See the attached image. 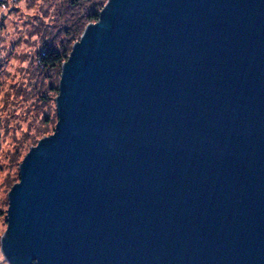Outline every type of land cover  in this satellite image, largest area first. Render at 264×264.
Segmentation results:
<instances>
[{"label": "water", "instance_id": "obj_1", "mask_svg": "<svg viewBox=\"0 0 264 264\" xmlns=\"http://www.w3.org/2000/svg\"><path fill=\"white\" fill-rule=\"evenodd\" d=\"M55 110L6 264H264V0H106Z\"/></svg>", "mask_w": 264, "mask_h": 264}, {"label": "rangeland", "instance_id": "obj_2", "mask_svg": "<svg viewBox=\"0 0 264 264\" xmlns=\"http://www.w3.org/2000/svg\"><path fill=\"white\" fill-rule=\"evenodd\" d=\"M61 1L0 0V208L4 211L7 192L18 181L17 164L32 145L53 132L57 120L54 92L61 67L40 69L35 54L44 50L40 44L47 25L64 26L60 13L68 5L61 7ZM77 2L81 7H73L72 14L87 11ZM43 126L47 131H37ZM5 228L2 217L0 237ZM0 264H6L1 251Z\"/></svg>", "mask_w": 264, "mask_h": 264}, {"label": "trees", "instance_id": "obj_3", "mask_svg": "<svg viewBox=\"0 0 264 264\" xmlns=\"http://www.w3.org/2000/svg\"><path fill=\"white\" fill-rule=\"evenodd\" d=\"M48 1L50 3H53L54 1L57 0H48ZM80 1L86 7L85 9H87V11L77 15L71 13L73 7H76L77 9H80L81 7V5L78 4L77 0L61 1V7L66 3L68 5V8L60 13V17L62 18V23H64V26L61 27L58 26L59 25L58 24L54 28H51L50 26L53 25H47L46 33L43 36H41L42 40L40 44V47H43L44 50H41L40 48L35 54V59L37 61L38 66H40V69L47 67L50 68L61 67L62 62L65 61L67 58L72 42L74 40L79 39L81 32L88 23L94 22L98 19L99 11L106 2V0H80ZM56 27L57 29H55ZM53 29L57 31H54ZM46 35L48 39L44 37ZM44 44L47 45V47ZM52 87L53 86H51V88ZM54 93L57 94V88H55ZM41 127L37 131L43 130V133L47 131L46 128H44V126L43 129ZM35 142L36 140L33 139L32 144H34ZM28 148L29 147H27L25 150H28ZM16 179H18V175ZM6 205H7V201H6ZM2 217L4 218L5 221V211L2 208H0V219Z\"/></svg>", "mask_w": 264, "mask_h": 264}]
</instances>
